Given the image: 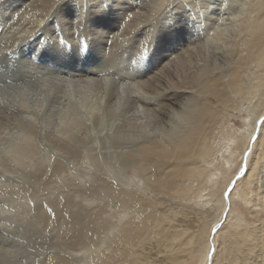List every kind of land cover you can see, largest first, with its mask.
Returning a JSON list of instances; mask_svg holds the SVG:
<instances>
[{
	"label": "bare ground",
	"instance_id": "bare-ground-1",
	"mask_svg": "<svg viewBox=\"0 0 264 264\" xmlns=\"http://www.w3.org/2000/svg\"><path fill=\"white\" fill-rule=\"evenodd\" d=\"M261 117L264 0H0V264H264Z\"/></svg>",
	"mask_w": 264,
	"mask_h": 264
},
{
	"label": "rangeland",
	"instance_id": "rangeland-1",
	"mask_svg": "<svg viewBox=\"0 0 264 264\" xmlns=\"http://www.w3.org/2000/svg\"><path fill=\"white\" fill-rule=\"evenodd\" d=\"M50 52L51 51H48V52L45 51V59H46L48 53H50ZM62 57H64V58L62 59ZM62 57L59 59L60 61L58 60V62L56 63L57 68L61 67V65L63 63L64 64L67 63L66 62L67 57L66 58H65V56H62ZM82 58L83 57H81L79 59L78 64L80 66H81V64H83V61H84L83 60L84 58L83 59ZM92 58H94V60H92ZM96 58L91 57V60L89 58L88 64L94 65L96 62ZM50 61L54 62L53 60H49V63H52ZM35 63H38V62H35ZM103 75L104 74H98L97 77L102 78V77H104ZM116 80H118L117 82L123 83V84L127 82L126 80H123V79H116ZM243 117H245V116H243ZM234 123H235L236 127L240 126L239 120H234ZM249 197L251 198V195H249ZM194 210H196L195 207H194ZM187 212H188V210H187ZM189 213H191V211H189ZM238 214H240L242 216V222L240 224L241 227L244 228V231H242V232H239L240 226L237 229H232V225H235V220H236L235 215H238ZM254 214L255 213H254L252 203H250V204L247 203V205H240L239 201H237V200L235 201V208H234L233 216L231 217V219H230L229 223L227 224V227L225 228V230H223V235L225 237L220 236V238H219L218 243L220 244V250H219L220 252H219V256H218V264H222V258H223V254L225 252V249H226V252L230 255L229 256V259H230L229 264H239V263H241L243 257H246V258L252 257V255L249 252V249L244 246V242L246 239L250 240L251 235L249 233L252 231V229H254L257 226V222H255L256 215H254ZM191 216L192 215L190 214L189 218H191V220H192ZM177 220H179V219H177ZM191 220H189L187 227L191 228ZM201 225H202V227H205L206 222L201 224ZM246 231H249V233H246ZM229 235L231 236V238L229 239V241L226 244L225 249H224V246H223L225 243L224 238L227 239V237ZM186 239H187V234L182 238L183 244L186 243ZM183 247H184V249H186V247H188V246H183ZM186 255H187V253H186V251H184V252L180 253L178 255V257L180 258V260H186ZM188 262H187V264H188ZM157 264H160V262H157Z\"/></svg>",
	"mask_w": 264,
	"mask_h": 264
},
{
	"label": "snow or ice",
	"instance_id": "snow-or-ice-1",
	"mask_svg": "<svg viewBox=\"0 0 264 264\" xmlns=\"http://www.w3.org/2000/svg\"><path fill=\"white\" fill-rule=\"evenodd\" d=\"M259 123H260V127H261V129H264V117H261L260 118V120H259ZM258 137H254L253 139H257ZM245 156H247V152L245 153ZM245 172H246V167H242L241 169H240V174L241 175H244L245 174ZM233 184L235 183V181H233L232 182ZM230 189L227 191V192H225V195L227 196V195H229L230 194ZM218 227V226H217ZM213 231H216V228H213Z\"/></svg>",
	"mask_w": 264,
	"mask_h": 264
},
{
	"label": "water",
	"instance_id": "water-1",
	"mask_svg": "<svg viewBox=\"0 0 264 264\" xmlns=\"http://www.w3.org/2000/svg\"><path fill=\"white\" fill-rule=\"evenodd\" d=\"M238 176V175H237Z\"/></svg>",
	"mask_w": 264,
	"mask_h": 264
}]
</instances>
